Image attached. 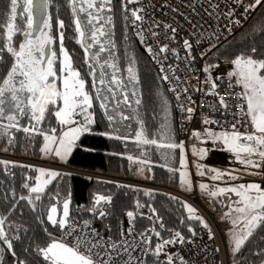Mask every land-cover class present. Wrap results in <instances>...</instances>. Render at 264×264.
<instances>
[{
	"label": "snow or ice",
	"instance_id": "1",
	"mask_svg": "<svg viewBox=\"0 0 264 264\" xmlns=\"http://www.w3.org/2000/svg\"><path fill=\"white\" fill-rule=\"evenodd\" d=\"M51 0H40L39 8L41 16L46 15V9L48 8ZM140 0H127V3H139ZM238 3H243V0H237ZM127 3L122 5L123 11L128 12ZM262 0H251L245 7V12L254 10L256 6L260 5ZM20 0H7V9L4 13L0 14L4 16L3 22H0V29H6V43L0 44V64L4 63V55L6 52L13 58V62L8 66L5 74L0 76V121L6 120V124L0 125V139L7 137V144L13 145L15 142V135L12 130L17 132H23L29 135H40L43 137L44 144L40 149L46 156H54L59 158L62 162H67L68 156L71 154L74 147L77 146V141L82 134L91 131V125L95 123L94 113L90 112L93 109V97L85 90V80L81 77L80 71L73 68L72 56L68 50L64 48L63 40L64 34L61 31L59 34L60 40V53L63 57L59 61V68L56 66L57 54L52 51L50 46L54 43V38L51 34L44 31L50 29V17L41 21L42 28L39 32V38L33 39V8L34 0H23V8L20 13L22 16L26 14L27 30L19 28L15 23L18 14V8H20ZM69 7L73 15V23L75 25V31L78 33L77 42L83 48L87 57L89 51L98 46L97 53H103L106 48L102 42V37L107 36L111 42L112 30L114 26L113 16L106 15L105 13H112V0H69ZM139 10H131V16L136 21H143V17L139 15ZM83 14V15H81ZM127 20V16L124 17ZM236 24L240 21L236 20ZM64 21L60 20L58 27L64 28ZM106 27L108 30L106 31ZM170 27V25H166ZM21 31L25 37L24 42L20 43L18 47L13 45V36L16 32ZM175 32V29H172ZM264 32V28L260 29ZM3 38V34H0V39ZM186 49H191L192 45L188 41H184ZM215 45H213L214 47ZM114 47V44H113ZM161 52L167 51V46L160 49ZM256 47L251 48V52L256 53ZM50 52V57H49ZM148 52L151 53L152 49L148 48ZM93 59H99L98 54L94 53ZM87 63V59L85 61ZM108 67L114 69L110 78V83L115 84L121 88V99H116L114 90L109 87L106 90L112 95V99L116 100V108H120L121 105L127 106L129 109H133L132 115H127L123 110L119 112V119L114 114V111H109L107 103L101 102L100 107L104 110L111 132L99 133L100 135L108 136L110 139L115 140H127L128 135H121L120 127L122 121H128L133 116L138 117V108L141 105V98L137 91L139 85V78L135 74L133 67L128 68L127 83L121 80L116 75V64L105 61ZM235 65L236 71L230 72L229 78H236V84L242 87V92L239 98L244 101V104L239 105L241 114L250 118V124L254 128L253 133H241L236 129V124L232 125L234 131L231 133L220 132L219 134L206 130L204 136L200 132H195L193 135L200 139L202 142H207V139H211L213 143L222 141L227 145L228 151L236 155L237 160L245 165V167L260 168L264 166V59L254 58L252 55L245 56L244 54L238 55L231 61ZM88 67L93 68L92 64H88ZM104 64L100 65V77L98 83L105 85V73L103 71ZM205 71H208V67H205ZM93 74V73H89ZM162 79L167 80L168 77L164 76ZM58 81L62 83V88L58 87ZM93 87H96V80L93 81ZM217 85L212 82V90L208 95H218L215 92ZM229 87H233L229 84ZM128 89V90H124ZM174 91V89H173ZM186 91V90H185ZM131 97H136L133 101ZM97 98H100L99 92ZM105 101L108 97L103 98ZM177 99L179 97L177 96ZM191 99V97H189ZM219 103L223 108H227L224 103V97L220 96ZM133 104L136 108H133ZM246 104V107H245ZM183 107V106H181ZM162 111L164 112V119L160 125L159 136L160 140L150 138L144 128L143 121L137 119L139 125V131L135 133V143L138 145H151L159 149H168L166 153H162L165 159H169L172 153L176 149L184 151V144L174 142L171 128L169 124L168 105L164 100ZM191 118L193 108L188 107L186 109ZM235 115V114H234ZM47 116H54L58 123L65 127L62 135L56 136L41 131V125L45 122ZM77 116L82 117V122L76 119ZM26 118L28 123L22 125L20 120ZM204 124H213L216 121L205 119ZM126 127H131L127 125ZM56 128H51V133H56ZM243 141L244 143H241ZM55 146V147H53ZM7 151V148L3 149ZM207 149H193V154L199 155L201 158L206 154ZM245 154L242 156L241 154ZM259 159H253V157ZM129 160L133 158L128 157ZM146 161H141L145 163ZM0 165H3L7 171L9 167H24L23 165L10 164L8 161H0ZM188 167L187 161H181V168L185 171H181V183L186 185L187 190L192 189L190 180L187 179L188 173L186 171ZM195 167L199 170L198 174L203 176L205 174L203 165L197 163ZM39 172L37 177V183L35 186H30L27 182L23 184L25 189H28L30 193L36 194L33 198L31 195L19 196V200L27 201L32 207V210H36L35 201L41 200V193L45 191V188L53 180L58 177L62 178L63 173L55 170H46L43 168L34 169ZM143 171V169H141ZM169 171H176L173 168H169ZM209 171L215 172L213 179H219L224 175H228L230 179H236L232 173H225L217 171L216 169H209ZM11 175V173H9ZM47 177V179H41ZM200 189L213 198L218 194L235 193L237 197H240L235 202V206L230 211L225 213L226 219H231L235 231H230L228 235L232 238V252L233 254L239 253L244 246L245 242L253 236L255 230L264 226V188L259 184H240L238 187L220 188L218 191H208V186L205 184L199 185ZM151 195V193H146ZM12 202H16V195L14 191H11ZM3 198L8 199V193H5ZM175 199V197H172ZM101 202L104 204H111V196L97 195L94 197V204L89 211L94 214H98L100 217H105L108 213L103 208ZM70 203L69 198H65L62 201V209L58 211V208L53 205L48 210L47 221L54 227L63 230L66 236L73 237L74 242H65L63 239H53L46 247L38 248L37 254L43 257L44 261L48 264H120L119 256L124 255L126 259L123 264H144L142 260L134 257L132 253L141 244L144 245L142 251L147 254L149 252V245H151L152 237L148 235V232H152L156 237H160V232L156 229L150 228L145 232L136 233L135 221L137 214L133 211L126 213L129 218L131 227L127 231V235L122 231L120 233V240L114 241L111 239L105 240L100 234L91 228L88 220L83 221V225L80 226L70 215ZM189 213L190 219L200 220L205 228L211 229L209 225L203 221V218L196 215V209L190 205H183ZM137 207L142 205L137 202ZM13 211L15 209H12ZM153 216H155L156 222L159 221V217L156 216V209H152ZM233 213L237 215L233 216ZM59 216V219H57ZM153 216H149L148 219L152 220ZM7 216L0 214V240L7 245V250L11 251L13 256H16V252L13 250L12 239L19 240L18 235L9 238V233L6 231ZM43 223V220H41ZM8 228L12 225L8 224ZM80 228L77 231V228ZM161 227L163 225L161 224ZM47 232V228L44 229ZM51 235V234H49ZM137 236L141 238L140 243L137 242ZM176 239L163 240L162 243H157L152 251V255L159 258L163 250L167 245L175 244L177 241L184 242V238L180 232H175ZM131 238V239H130ZM27 251V249H25ZM4 249H0L2 253ZM258 255H264V250ZM166 260L164 264H173L174 257L167 253H164ZM0 264H3V256L0 255ZM20 264H24L23 261ZM180 264H185V261L180 258ZM264 264V261H262Z\"/></svg>",
	"mask_w": 264,
	"mask_h": 264
},
{
	"label": "trees",
	"instance_id": "2",
	"mask_svg": "<svg viewBox=\"0 0 264 264\" xmlns=\"http://www.w3.org/2000/svg\"><path fill=\"white\" fill-rule=\"evenodd\" d=\"M22 2L20 3V5ZM123 0H112V15L114 26L111 27V42L106 38V50L103 53H97L98 46L90 50L91 55L98 54L99 59H93L89 53L86 57L83 48L77 42L78 33L75 31L73 23V15L69 7V0H51L49 4V17L51 27L50 34L54 38L52 51L57 54L56 66L59 68L61 60L59 34H64L63 45L72 56L73 68L80 71L81 77L85 80V90L93 97V109L95 123L90 132L81 135L76 142L77 146L73 149L67 162L63 166L72 169L78 173H63L62 178L53 180L41 193V200L35 201L36 210L27 201L19 200L21 195H31L33 198L36 194L30 193L28 189L23 187L24 183L35 186L39 172L27 166L9 167L6 171L3 165H0V214L7 216L6 231L9 238L18 235L19 240L12 239L13 250L16 256L7 250V245L0 240V249H4L0 255L3 256V264H48L43 260L41 255L37 254V249L46 247L53 239L61 240L63 230L52 226L47 221L48 210L55 205L58 211L62 209V201L65 198L71 200L70 215L76 222L92 220L97 225L100 233L119 237L123 224L125 223L126 213L133 211L137 214L135 224L140 232H145L150 228H155L166 237L172 231L179 230L185 237H194L204 227V224L197 219H190L187 209L183 206L186 204L181 198L171 194L164 193L149 188L130 186L113 180L103 179L95 175L117 178L123 180H132L141 183L162 186L178 191L183 188L180 176L181 150L176 149L169 159H165L162 153H166L168 149H159L151 145H138L135 143V133L139 131L137 119L143 121L144 128L150 138L160 140V125L164 119L162 111L164 100L168 105V116L171 133L174 142L179 143L177 136V126L175 120V112L168 92L160 74L153 66L151 60L142 49L138 38L132 33L125 20L122 8ZM23 4L18 8L17 19L15 23L19 28L27 30L26 14L21 15ZM7 9V0H0V14ZM83 15V14H81ZM4 16L0 15V22H3ZM64 21V28L58 27L59 21ZM264 28V2L256 11L251 22L233 39L224 43L215 52V56L226 62H231L238 55H252L257 59H264V32L260 29ZM106 31L108 28L106 27ZM3 38L0 44L6 43V29H0ZM104 38V37H102ZM101 38V39H102ZM25 37L21 31L13 36V45L24 42ZM104 43V39H102ZM114 44V47H113ZM256 47V53L251 52V48ZM4 63L0 64V76H3L8 66L13 62V58L5 50ZM87 59V63L85 62ZM215 58L210 60V64L215 63ZM116 64V75L127 83L129 75L128 68H135L136 75L139 78L137 91L141 98V105L138 108V117L133 116L128 121H122L120 125L121 135H128L127 140L110 139L108 136L99 133L111 132L108 120L104 115V110L100 107L101 102L107 103L109 111L119 119V112L123 110L125 114L132 115L133 109L121 105L116 108V100L112 99V95L106 90L110 86V81L114 69L108 67L107 63ZM88 64H94L96 70L93 74L89 71ZM104 64L103 71L105 73V85H100L98 79L100 77V65ZM96 80V87H93V81ZM107 81V82H106ZM58 87L62 85L57 82ZM118 90L121 88L116 87ZM115 88V89H116ZM113 88L116 99H121V90L116 92ZM125 90V89H124ZM99 92L100 98H97ZM107 96L108 100L103 98ZM134 101L135 99L132 98ZM133 108L136 106L133 104ZM7 121H0V125L6 124ZM22 125L28 123L26 118L20 120ZM131 125V127H126ZM59 128L54 116H47L45 122L41 125L40 130L51 134V128ZM15 135L13 145L7 144V137L0 139V154L13 157L25 158L35 161H43V153L40 149L43 147L44 140L40 135H29L23 132L12 130ZM58 133V132H57ZM7 148V151L3 149ZM131 156L133 159L129 160ZM2 161V160H0ZM55 162V158H53ZM141 161H146L141 163ZM10 162V161H8ZM57 163V162H56ZM10 164L22 165L10 162ZM173 168L176 171H169ZM143 169V171H141ZM11 173V175H9ZM11 191L15 192L16 202L13 204ZM8 193V199L3 198ZM151 193V195H146ZM103 195L111 196V204H104L103 208L108 213L105 217H100L89 211L93 207L94 197ZM175 197V199H172ZM224 197V196H223ZM222 196L217 199L222 203ZM139 202L142 207H137ZM156 209V216L160 219L158 222L155 216L152 220L148 219V214L153 215L152 209ZM12 209H15L14 211ZM59 219V216H57ZM43 220V223H41ZM8 224L12 227L8 228ZM161 224L163 227H161ZM47 228V232L44 229ZM51 234V235H49ZM27 249V251L25 250ZM264 250V226L257 228L252 237L245 242L239 253L234 256L233 264H262L264 255H258Z\"/></svg>",
	"mask_w": 264,
	"mask_h": 264
},
{
	"label": "built area",
	"instance_id": "3",
	"mask_svg": "<svg viewBox=\"0 0 264 264\" xmlns=\"http://www.w3.org/2000/svg\"><path fill=\"white\" fill-rule=\"evenodd\" d=\"M125 3L127 0H123V4ZM249 3L251 0H243L242 4L237 0H140L139 3H127L129 11L124 12V15L127 16L126 22L130 30L138 38L142 49L160 74L161 79L164 76L168 77L167 80H162L175 112L178 141L184 144L187 151L194 147L207 149V152L214 150V143L210 138L207 142H202L193 135L195 132H200L202 136L206 130L217 134L231 133L234 131L233 124H236L235 130L241 133L254 132L250 118L243 116L239 107L244 104L238 95L242 92V87L236 84L235 77L230 79L228 75L235 71V65L221 60L210 64V60L216 58L217 49L241 33L262 5L261 3L254 10L245 12V7ZM141 8L143 11H139V15L144 19L136 21L131 16V10ZM236 20L240 23L236 24ZM172 29H175V32ZM184 41L192 45L190 50L185 48ZM164 46H167V51L161 52L160 49ZM148 48L152 49L151 53L148 52ZM205 67H208V71L204 70ZM213 81L217 85L215 92L218 95H208L212 90ZM229 84L233 87H229ZM220 96L224 97L227 108L220 105ZM188 107L194 109L190 114V119L187 118L189 116L186 111ZM76 119L82 122V117L78 116ZM205 119L216 121V123L206 125L203 123ZM15 159L16 163L24 165L44 163L24 158L15 157ZM189 161L190 163L199 162L190 154ZM55 168L66 173L84 174L64 166H55ZM95 176L130 186L154 189L174 196L179 195L177 191L162 186ZM253 179L264 185V166L261 168L260 176ZM182 197L196 209L197 216L202 217L203 221L209 225L211 233L205 227L194 237H185L179 230L172 231L166 237L163 235L156 237L149 231L148 235L152 237L151 245L148 246L149 252L145 254L142 251L144 245L141 244V247L137 248L132 255L142 260L144 264H164L166 260L164 253L174 257L173 264H180V258L185 261V264H233L235 254L232 252L228 235L230 231H233V225L229 219L225 218L222 204L217 199L202 195L197 191L192 195H182ZM149 216L153 215L148 214ZM88 221L91 228L95 229L105 240H120V236L114 237L100 233L95 222ZM77 223L80 226L83 225V222ZM132 223L135 224L134 221ZM131 226L126 215L121 232L127 235L126 230ZM79 230L78 227L77 231ZM135 232L140 233L136 224ZM175 232L181 233L184 242L177 241L175 244L167 245L159 258L152 255L157 243L176 239ZM74 236L75 233L73 236H66L63 232L61 239L65 242H74ZM136 239L140 243L141 238L137 236ZM118 259L120 264H123L126 257L121 255Z\"/></svg>",
	"mask_w": 264,
	"mask_h": 264
},
{
	"label": "rangeland",
	"instance_id": "4",
	"mask_svg": "<svg viewBox=\"0 0 264 264\" xmlns=\"http://www.w3.org/2000/svg\"><path fill=\"white\" fill-rule=\"evenodd\" d=\"M22 2V4H23V0H20V3ZM21 4V5H22ZM46 32H48L49 34H50V32H49V30H45ZM102 39H104V45H106V38L104 37V38H102ZM61 60L63 59V57H62V55H61V58H60ZM217 60H221V61H224V60H222V59H219L218 57H217V55H216V58L214 59V61H217ZM226 62V61H225ZM93 65V68H92V73L96 70V68H95V65L94 64H92ZM90 69V68H89ZM134 69V72H135V74H136V70H135V68H133ZM235 71H236V68H235ZM120 79V78H119ZM107 82V81H106ZM107 85L108 86H110L112 89L114 88H116L117 86L115 85V84H112V83H110V81L109 82H107ZM61 88H62V85L60 86ZM121 90V89H120ZM120 90H118L117 88L115 89V91L116 92H118V91H120ZM125 90H128V89H125ZM132 98H136V97H131V99ZM55 128V127H54ZM56 133H51V135H56V136H60V135H62V133H63V131H65L66 130V128L65 127H59L58 129L56 128ZM58 132V133H57ZM241 143H244L243 141H241ZM53 147H55V146H53ZM75 148V147H74ZM73 148V149H74ZM73 151V150H72ZM242 156H245V154H241ZM2 156V158L0 157V160H2V161H10V162H13V163H16V159H15V157H13V156H5V155H1ZM69 157V156H68ZM4 158H6V159H4ZM43 158H44V163H52L53 165V167H50V166H39V165H37V164H31V165H24V164H22V165H24V166H27V167H30V168H43V169H46V170H55V171H59L57 168H55V166H63V163L64 162H62V161H60L59 160V158H57V157H54V156H51V155H49V156H46L44 153H43ZM53 158H55V162L53 161ZM253 159H259L258 157H253ZM182 160H186V157H185V154H184V151L182 152ZM42 162V161H41ZM57 162V163H56ZM239 170H243V169H239ZM184 171H185V169H184ZM186 171H187V173H188V177H187V179L188 180H190V182H191V184H192V189L191 190H187V188H186V186H185V184H183L184 186H183V188L182 189H180L179 190V192L180 193H182V194H184V195H192L195 191H198L200 194H202V195H206V196H209L208 194H207V192H204V191H202L201 189H200V187H199V185L200 184H205V185H207L208 186V191L210 192V191H218L220 188H227V187H238L240 184H245V185H247V184H252V183H255V184H259L262 188H264L262 185L263 184H261V183H257V182H253V181H248V180H245V179H243L242 177H240V176H238V175H233V176H235V177H237L236 179H230L229 178V176L228 175H224L223 177H221V178H219V179H213V177L215 176V172H213V173H211V174H208V173H206V174H204L203 176H200L199 174H198V170L196 171V167H194L193 169H191V168H189V166L187 167V169H186ZM236 171V170H235ZM236 173V172H235ZM246 173H248V172H246ZM248 174H250V173H248ZM260 176V175H259ZM255 178H258V177H255ZM41 179H47V177H44V178H41ZM210 181L211 182H213V183H215V186H216V188L215 189H213V187H215L214 185H212V183H210ZM222 183H224V185H225V187H223V185H222ZM212 186H211V185ZM49 185V184H48ZM47 185V186H48ZM46 186V187H47ZM46 189V188H45ZM227 193H225L224 195H226ZM233 194H235V193H233ZM219 195H222V194H218L217 196H219ZM236 196V195H235ZM176 197V196H175ZM209 197H211V196H209ZM232 197H234V195L232 196ZM211 198H213V197H211ZM236 198H238V200L240 199V197H237L236 196ZM214 199H217V197H215ZM237 200V201H238ZM234 207V206H233ZM231 208L232 207H230V208H228V211H230L231 210ZM225 211V213H226V210H224ZM196 215H197V213H196ZM233 216H234V213H233ZM231 222H232V220L231 219H229ZM233 229H234V227H233ZM236 229H234V231H235ZM229 242L230 243H232V238L231 237H229Z\"/></svg>",
	"mask_w": 264,
	"mask_h": 264
},
{
	"label": "crops",
	"instance_id": "5",
	"mask_svg": "<svg viewBox=\"0 0 264 264\" xmlns=\"http://www.w3.org/2000/svg\"><path fill=\"white\" fill-rule=\"evenodd\" d=\"M194 148H191L189 151H187L184 148V154H185L186 161H187L189 168L193 169L195 167V165L197 164L195 162L190 163V161H189V154H190L199 160V162H198L199 164L204 166L203 169H201V170H204L205 174L206 173H208V174L213 173L212 171H209V169H216L217 171H220V172L232 173V175H238V176H240L243 179L248 180V181L257 182L253 178L259 177L262 167H260V168L245 167V165L241 164L237 160L236 155L234 153L228 151L227 145H225L222 141H217L216 143H214V150H212L211 152H206V154L203 156V158H201L199 155L193 154ZM195 149H199V148H195ZM181 158H182V152H181ZM181 161H182V159H181ZM180 167H181V165H180ZM239 169H243V170H239ZM197 170L198 169L196 168V171ZM180 171H184V169L180 168ZM246 172H248L250 174H248ZM210 183H212V185L215 186V183H213L211 181H210ZM222 185H223V187H225L224 183H222ZM262 186L264 187V185H262ZM215 188H216V186L213 187V189H215ZM233 195H234V197H232ZM220 196H222V197L224 196L222 198V203L224 204L226 212H228V208L235 206V202L238 200V198H236L235 194H233V193H227L226 195L222 194V195H219L216 197L218 198ZM235 215H237V214L234 213V216Z\"/></svg>",
	"mask_w": 264,
	"mask_h": 264
},
{
	"label": "water",
	"instance_id": "6",
	"mask_svg": "<svg viewBox=\"0 0 264 264\" xmlns=\"http://www.w3.org/2000/svg\"><path fill=\"white\" fill-rule=\"evenodd\" d=\"M39 3L40 0H34V8H33V24H34V31H33V39H37L39 38V32L40 29L43 27L41 24V21L43 19H48L49 18V6L46 9V15L45 16H41V12H40V8H39ZM46 30V29H45ZM44 30V31H45ZM51 50H52V45L50 46ZM89 55L90 57H92L91 52L89 51ZM49 57H50V52H49ZM91 70V69H90ZM102 206H103V202H101Z\"/></svg>",
	"mask_w": 264,
	"mask_h": 264
},
{
	"label": "bare ground",
	"instance_id": "7",
	"mask_svg": "<svg viewBox=\"0 0 264 264\" xmlns=\"http://www.w3.org/2000/svg\"><path fill=\"white\" fill-rule=\"evenodd\" d=\"M128 25V24H127ZM45 164V165H44ZM37 165H41V166H52L53 164H49V163H41V164H37ZM178 192V191H177ZM179 193V195L178 196H176V197H178V198H181V199H183V197H182V195H184V194H182V193H180V192H178ZM174 196V195H173ZM224 213H225V211H224ZM232 223V222H231ZM233 225V224H232ZM160 232V231H159ZM160 235H162L161 234V232H160ZM230 237V236H229ZM230 243V242H229ZM231 245H232V243H230Z\"/></svg>",
	"mask_w": 264,
	"mask_h": 264
},
{
	"label": "flooded vegetation",
	"instance_id": "8",
	"mask_svg": "<svg viewBox=\"0 0 264 264\" xmlns=\"http://www.w3.org/2000/svg\"><path fill=\"white\" fill-rule=\"evenodd\" d=\"M92 71V68H91V70H90V72Z\"/></svg>",
	"mask_w": 264,
	"mask_h": 264
}]
</instances>
